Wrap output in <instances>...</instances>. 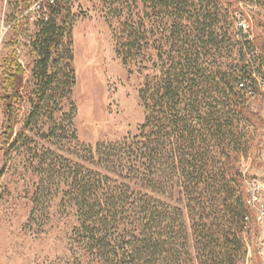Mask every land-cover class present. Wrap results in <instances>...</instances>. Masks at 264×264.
<instances>
[{
  "label": "trees",
  "instance_id": "1",
  "mask_svg": "<svg viewBox=\"0 0 264 264\" xmlns=\"http://www.w3.org/2000/svg\"><path fill=\"white\" fill-rule=\"evenodd\" d=\"M35 1L6 3L0 182L20 149L40 176L36 205L44 176L66 175L54 196L76 223L68 259L50 264H247L256 219L241 164L264 126L254 106L264 81L260 14L244 0H85V13L93 7L106 20L122 67L139 74L144 114L137 134L89 148L72 100L82 15L75 0H41L36 11ZM65 140L86 153L74 170L52 148L72 154L58 146Z\"/></svg>",
  "mask_w": 264,
  "mask_h": 264
},
{
  "label": "rangeland",
  "instance_id": "2",
  "mask_svg": "<svg viewBox=\"0 0 264 264\" xmlns=\"http://www.w3.org/2000/svg\"><path fill=\"white\" fill-rule=\"evenodd\" d=\"M7 1L0 0V51L8 31L5 23ZM260 2L244 0L242 6L249 13V10L259 13L258 17L264 22L263 4V8L256 7ZM79 3L85 5L84 8L80 9ZM75 6L82 15L73 31L77 76L72 95L77 110L75 130L79 142L90 148L98 142L137 134L138 126L144 120L143 108L137 98L140 76L130 74L120 64L114 52V37L101 14L93 7L85 13L91 6L85 0H75ZM18 49L21 59L27 61L26 49L22 46ZM260 89L262 95L255 98L254 106L264 121V81H261ZM3 121L0 108V128ZM253 142L241 164L243 173L248 176L247 185L251 190L255 186L259 196L253 208L256 222H250L245 234L249 246L247 264H264V215L259 218L260 209L264 207V126L257 131ZM64 145L72 149V154L52 148L59 157L65 156L70 163L64 164L71 165L74 170L86 153L71 140L58 143L59 147ZM24 151L20 149L8 157V166L0 182V264H50L58 258L68 259L69 237L76 220L70 207L60 205L63 195L54 196L60 187L61 192L67 189L66 175L59 176L63 174L61 172L53 179L45 175L48 180L44 182V194L36 205L31 194L35 189L34 182L40 183V176L32 172L31 158L23 154Z\"/></svg>",
  "mask_w": 264,
  "mask_h": 264
},
{
  "label": "built area",
  "instance_id": "3",
  "mask_svg": "<svg viewBox=\"0 0 264 264\" xmlns=\"http://www.w3.org/2000/svg\"><path fill=\"white\" fill-rule=\"evenodd\" d=\"M41 0H38L37 2H35L33 5H32V8L33 10H38L40 7H39V3H40ZM245 27V25L243 26ZM257 189L255 188V186L253 187V190H252V197H251V201H249L250 204H252L253 206H256V203H258L259 201V196L257 195L256 193ZM264 215V207L262 206L261 209H260V216L259 218H261V216Z\"/></svg>",
  "mask_w": 264,
  "mask_h": 264
}]
</instances>
